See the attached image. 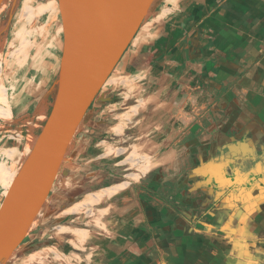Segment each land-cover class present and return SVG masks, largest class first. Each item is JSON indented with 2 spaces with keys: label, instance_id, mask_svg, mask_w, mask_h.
<instances>
[{
  "label": "rangeland",
  "instance_id": "374dc122",
  "mask_svg": "<svg viewBox=\"0 0 264 264\" xmlns=\"http://www.w3.org/2000/svg\"><path fill=\"white\" fill-rule=\"evenodd\" d=\"M171 3L170 0L155 1L138 29L136 41L146 38L145 33L153 25L152 19ZM38 4H42L39 9L43 11L36 14L33 8ZM189 17L182 34L185 38L178 43L179 66L172 61L168 73L163 75L155 70L151 98L142 104L132 123L120 130L116 142H112L114 137L110 138L111 145L126 149L116 158L115 164L111 161L112 164L105 165L104 183L111 186L129 180L133 193L138 191L143 200L158 211L233 213L234 231L239 234L233 245V256L264 264V182L249 191L253 201L242 206L247 200H241L239 207L232 204L237 202L234 199L217 205L222 196L218 195L215 200L208 189L196 193L190 189L191 200H181L177 197L181 187H174L175 183L178 186L185 181H204L203 170L216 161L217 156L222 157L227 143L242 140L259 151L264 147V0H205ZM61 49L62 27L56 0L3 2L0 8V80L7 88L12 115L7 120L0 118L1 163L19 169L27 134L36 136L41 129L54 99ZM131 51L134 48L128 50L124 59ZM122 110L125 108L117 105L112 112ZM88 117L89 113L77 128V137L86 130ZM109 121L117 120L110 116ZM10 130L14 134L21 132L22 136L10 138ZM98 130L103 131V127L92 120L87 128L91 137L108 134ZM75 140L68 151L74 147ZM11 145L17 149L13 159L2 152L3 147ZM133 146L139 148L138 152L144 153L145 149L149 157L159 159L151 171L138 178L128 176L134 171L131 164L121 163ZM154 180H159L161 188L153 187ZM3 193L0 186V201ZM203 193H206L205 199ZM114 195L102 207H111L109 211L121 210L117 202L109 204ZM50 199L48 197L44 205ZM159 199L169 205L163 207ZM93 205L90 211L96 210ZM242 214H249V220H244L247 215L243 218ZM92 223L96 224L93 234L98 236V222ZM221 223L222 232L229 233V228L225 230L229 220ZM34 227L22 244L33 239ZM93 250L98 248L92 247L91 252ZM18 251L5 264H21L19 260L13 261ZM92 255L90 258L94 257Z\"/></svg>",
  "mask_w": 264,
  "mask_h": 264
},
{
  "label": "crops",
  "instance_id": "0c3cea01",
  "mask_svg": "<svg viewBox=\"0 0 264 264\" xmlns=\"http://www.w3.org/2000/svg\"><path fill=\"white\" fill-rule=\"evenodd\" d=\"M170 1L173 3L152 19L153 25L145 33L143 41H136L137 35L134 36L92 101L86 112L89 113L86 130L79 137L74 135L72 138H76L74 147L67 151L66 159L62 161L48 196L51 199L47 205L43 204L27 233L30 234L35 226L31 235L33 239L21 243L13 251L20 250L13 261L19 260L21 264H255L246 258L233 256V245L239 235L234 231L233 213L158 211L150 206V202L143 200L138 191L136 195L133 193L129 180H121L111 186L104 183L107 173L105 165L112 164L111 161L115 164L116 158L126 149L111 145L110 138L114 137L112 142H116L120 130L132 123L142 104L151 98L155 87V70L163 75L168 73L172 61L179 66L178 43L185 38H182L184 25L198 4L205 0ZM40 5L33 8L36 14L43 11L39 9ZM131 48L134 51L124 59ZM117 105H122L125 110L113 113ZM11 115L7 88L0 80V118L7 120ZM110 116L117 121L110 122ZM92 120H96L108 134L91 137L87 128ZM8 135L10 138L20 137L22 133L14 134L10 130ZM34 137L33 133L27 134L20 156L26 155ZM226 146L222 157L217 156V160L203 170L204 181H185L178 186L174 184V187H181L177 196L179 199L191 200L192 193L207 188L214 193L213 188L216 187L215 200L218 195L222 196L217 205L230 199L237 201L232 202L235 207H239L241 200H247L242 206L253 201L250 200L249 191L257 187L256 184L264 182V147L259 151L242 140L227 143ZM138 149L133 146L121 160V163L134 167V171L128 173L131 178L144 175L159 162L156 161L159 160L157 157L156 160L149 157L145 149L144 153L138 152ZM2 152L13 159L17 149L13 145L5 146ZM15 169L13 165L0 162V186L4 193ZM154 181L153 187L161 188L159 180ZM190 189H194V192L191 193ZM243 190L244 194L237 195ZM187 192L190 194L187 195ZM113 194V202L109 204L111 206V203L117 202L121 206L119 211L102 207ZM198 196L201 198V195ZM202 198H206V193ZM159 202L163 207L169 205L161 199ZM91 205L97 211H90ZM246 215L247 218H244ZM241 216L249 220V214ZM236 219L240 220L241 217ZM222 220H229L230 223L225 226V230L229 228V233L222 232ZM93 221H97L100 227L98 236L93 234V227L96 226ZM92 247L98 250L91 252ZM91 253L93 258H90Z\"/></svg>",
  "mask_w": 264,
  "mask_h": 264
},
{
  "label": "water",
  "instance_id": "95a60500",
  "mask_svg": "<svg viewBox=\"0 0 264 264\" xmlns=\"http://www.w3.org/2000/svg\"><path fill=\"white\" fill-rule=\"evenodd\" d=\"M5 0H0V8ZM156 0H56L62 49L50 111L0 202L4 264L52 189L70 142Z\"/></svg>",
  "mask_w": 264,
  "mask_h": 264
},
{
  "label": "bare ground",
  "instance_id": "6f19581e",
  "mask_svg": "<svg viewBox=\"0 0 264 264\" xmlns=\"http://www.w3.org/2000/svg\"><path fill=\"white\" fill-rule=\"evenodd\" d=\"M35 137H36V136H35ZM35 137H34L33 141L31 142V144H30V146H29V149H28L26 155L24 156V158H25V157L27 156V154L29 153V151H30V149H31V145H32V143L35 141ZM24 158H23L22 160H24ZM18 170H19V169H18V167H17V168L15 169V171L13 172L12 177H11V179H10V181H9V184H8L6 190H5V193L7 192V189H8L9 186L11 185V182L13 181V179L15 178V176H16ZM5 193L3 194V196L5 195ZM0 202H1V201H0ZM6 252H7V251H5V252L3 253V255L0 257V264H4V260H5V257H6Z\"/></svg>",
  "mask_w": 264,
  "mask_h": 264
},
{
  "label": "flooded vegetation",
  "instance_id": "af4514ba",
  "mask_svg": "<svg viewBox=\"0 0 264 264\" xmlns=\"http://www.w3.org/2000/svg\"><path fill=\"white\" fill-rule=\"evenodd\" d=\"M207 189H208V188H207ZM208 190H209V189H208ZM213 191H214V193H213V194L215 195V191H217V188H216V187H214V188H213Z\"/></svg>",
  "mask_w": 264,
  "mask_h": 264
},
{
  "label": "trees",
  "instance_id": "16d2710c",
  "mask_svg": "<svg viewBox=\"0 0 264 264\" xmlns=\"http://www.w3.org/2000/svg\"><path fill=\"white\" fill-rule=\"evenodd\" d=\"M89 108H90V106H89ZM259 177H261V176H259Z\"/></svg>",
  "mask_w": 264,
  "mask_h": 264
}]
</instances>
